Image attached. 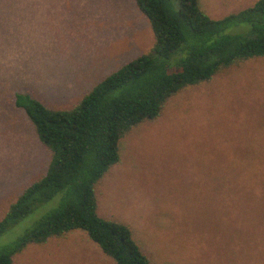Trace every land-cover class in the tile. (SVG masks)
<instances>
[{
    "label": "rangeland",
    "instance_id": "obj_1",
    "mask_svg": "<svg viewBox=\"0 0 264 264\" xmlns=\"http://www.w3.org/2000/svg\"><path fill=\"white\" fill-rule=\"evenodd\" d=\"M256 1L198 5L221 19ZM153 42L134 0H0V218L50 159L16 95L70 110ZM119 155L96 185L97 213L127 225L152 264H264V57L182 89L120 139ZM13 261L115 264L82 230L29 244Z\"/></svg>",
    "mask_w": 264,
    "mask_h": 264
},
{
    "label": "trees",
    "instance_id": "obj_2",
    "mask_svg": "<svg viewBox=\"0 0 264 264\" xmlns=\"http://www.w3.org/2000/svg\"><path fill=\"white\" fill-rule=\"evenodd\" d=\"M134 1L154 37L147 53L104 77L70 110L49 108L29 94L16 95V106L24 110L50 159L43 175L0 218L1 237L34 217L31 227L0 245V264H15L13 256L29 244L73 230L86 232L115 264H152L127 225L97 213L96 185L120 160V139L160 116L182 89L264 57V0L221 19L203 13L198 0ZM233 25L241 27L225 32Z\"/></svg>",
    "mask_w": 264,
    "mask_h": 264
}]
</instances>
